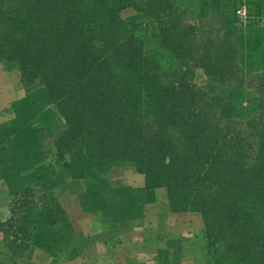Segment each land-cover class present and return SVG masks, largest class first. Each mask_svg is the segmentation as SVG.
Returning <instances> with one entry per match:
<instances>
[{
	"label": "trees",
	"instance_id": "1",
	"mask_svg": "<svg viewBox=\"0 0 264 264\" xmlns=\"http://www.w3.org/2000/svg\"><path fill=\"white\" fill-rule=\"evenodd\" d=\"M186 1L0 0V63L46 89L61 160L132 165L171 210L201 215L208 264H264V0ZM127 8L155 18L157 47L128 29ZM36 192L12 197L0 264L66 221Z\"/></svg>",
	"mask_w": 264,
	"mask_h": 264
},
{
	"label": "crops",
	"instance_id": "2",
	"mask_svg": "<svg viewBox=\"0 0 264 264\" xmlns=\"http://www.w3.org/2000/svg\"><path fill=\"white\" fill-rule=\"evenodd\" d=\"M36 128L33 121L0 126V156L9 159L6 169L0 163L5 191L0 197L38 182L43 198L58 200L66 221L36 237L41 248L57 250L61 264H208L201 215L171 210L166 188L147 189L144 175L132 165L103 173L92 166L69 169L63 173L64 189L48 190L54 167L45 164L49 177H41L33 170L39 155L20 149L38 141ZM8 216L7 200L0 203V223Z\"/></svg>",
	"mask_w": 264,
	"mask_h": 264
},
{
	"label": "rangeland",
	"instance_id": "3",
	"mask_svg": "<svg viewBox=\"0 0 264 264\" xmlns=\"http://www.w3.org/2000/svg\"><path fill=\"white\" fill-rule=\"evenodd\" d=\"M189 1L192 0H187L184 4L189 3ZM240 11L238 15L241 21H244L245 14H243V10ZM121 18L128 29L132 33L141 36L148 46H158L160 43L159 28L155 18L138 14L131 8L124 9L121 12ZM5 104L12 106L0 108V126L24 122H28L29 124L31 121L37 126L38 141L28 149L25 147L20 149H23L22 153H27L28 155L32 153L39 155L37 156V164L33 166V170L40 174L41 177L44 175L49 177V174H45V171H47L45 170L47 169L45 164L54 167V180L49 185L48 190H63L65 187L63 173L69 169L81 170L89 166L97 168L96 163L86 159L81 150L66 153L61 160V153L59 151L61 150L63 120L57 107L49 99L46 89L37 84L25 85L21 81L20 72L17 69H9L3 63H0V105ZM32 159L34 164L35 159ZM22 160L30 161L28 158ZM8 161L9 159L0 156V163L4 169H6ZM28 168L30 167L28 166ZM41 185L38 182L37 184H33V187L37 190L35 199L38 202H46L48 199L41 196L45 192V189ZM2 192H5L4 186L0 184V194ZM7 200L10 216L12 195L9 198L7 196L0 197V203L2 204H5ZM36 236L29 244L24 257L18 260V264H61V256H58L57 250L52 249L47 251L45 247L41 248L42 240H39ZM1 241L2 238L0 239Z\"/></svg>",
	"mask_w": 264,
	"mask_h": 264
},
{
	"label": "built area",
	"instance_id": "4",
	"mask_svg": "<svg viewBox=\"0 0 264 264\" xmlns=\"http://www.w3.org/2000/svg\"><path fill=\"white\" fill-rule=\"evenodd\" d=\"M240 12H241V11H239L238 13H240ZM242 12H243V14H245V11H244V10H243Z\"/></svg>",
	"mask_w": 264,
	"mask_h": 264
}]
</instances>
